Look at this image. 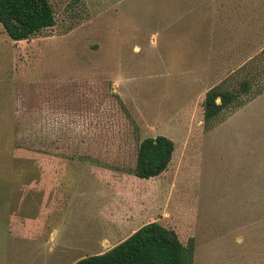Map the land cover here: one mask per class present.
<instances>
[{
    "label": "rangeland",
    "instance_id": "374dc122",
    "mask_svg": "<svg viewBox=\"0 0 264 264\" xmlns=\"http://www.w3.org/2000/svg\"><path fill=\"white\" fill-rule=\"evenodd\" d=\"M50 1L28 39L0 23V264H73L154 220L194 264H264V90L204 120L213 86H264V0ZM159 134L168 169L130 173Z\"/></svg>",
    "mask_w": 264,
    "mask_h": 264
},
{
    "label": "trees",
    "instance_id": "16d2710c",
    "mask_svg": "<svg viewBox=\"0 0 264 264\" xmlns=\"http://www.w3.org/2000/svg\"><path fill=\"white\" fill-rule=\"evenodd\" d=\"M0 23L11 39L23 40L55 25L56 17L50 0H0ZM251 86L249 78L238 87L218 84L210 88L204 100L205 125L213 127L226 110L243 107L264 90L263 86L249 96ZM175 149V141L167 135L147 136L139 141L135 166L127 170L139 178L158 176L168 169ZM194 260V238L184 243L175 229L154 220L109 249L85 255L74 264H194Z\"/></svg>",
    "mask_w": 264,
    "mask_h": 264
},
{
    "label": "water",
    "instance_id": "95a60500",
    "mask_svg": "<svg viewBox=\"0 0 264 264\" xmlns=\"http://www.w3.org/2000/svg\"><path fill=\"white\" fill-rule=\"evenodd\" d=\"M217 101H218V102H220V101H221V99H220V98H217Z\"/></svg>",
    "mask_w": 264,
    "mask_h": 264
},
{
    "label": "crops",
    "instance_id": "0c3cea01",
    "mask_svg": "<svg viewBox=\"0 0 264 264\" xmlns=\"http://www.w3.org/2000/svg\"><path fill=\"white\" fill-rule=\"evenodd\" d=\"M65 249H66V246H65ZM74 264V263H73Z\"/></svg>",
    "mask_w": 264,
    "mask_h": 264
}]
</instances>
